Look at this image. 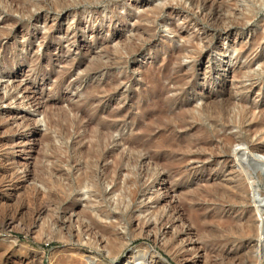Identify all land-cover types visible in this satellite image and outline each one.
I'll return each mask as SVG.
<instances>
[{
    "label": "rangeland",
    "instance_id": "374dc122",
    "mask_svg": "<svg viewBox=\"0 0 264 264\" xmlns=\"http://www.w3.org/2000/svg\"><path fill=\"white\" fill-rule=\"evenodd\" d=\"M251 147L264 0H0V264H264Z\"/></svg>",
    "mask_w": 264,
    "mask_h": 264
},
{
    "label": "bare ground",
    "instance_id": "6f19581e",
    "mask_svg": "<svg viewBox=\"0 0 264 264\" xmlns=\"http://www.w3.org/2000/svg\"><path fill=\"white\" fill-rule=\"evenodd\" d=\"M258 151V149L256 148V147H251V149H248L247 150V152L249 153V154H251L252 155V158H253V156L255 155L254 154V152H257ZM254 157H256L255 159H257V161L258 162H256V161H254V162H256V163H258L259 164V170H258V172H255V171H252L251 169V167H250V165L249 164H246V165H242L241 164V166L240 167H238V169H239V171L247 178V179H249L252 175H254V177L256 178V179H259L260 177H261V175L263 174V170H264V160L263 159H260L259 158V156H254ZM263 157V156H262ZM250 160H253V159H250ZM260 161V162H259ZM260 180V179H259ZM18 185H20V184H18ZM19 187V186H18ZM18 187L16 188V189H18ZM14 188V187H13ZM14 191V190H13ZM18 191V190H17ZM250 191H251V196H250V194L249 193H246V195H247V197L248 198H250L251 199V201L252 202H254V198L256 197V191L254 190V189H250ZM15 193V192H14ZM17 193V192H16ZM10 194V193H9ZM7 195V194H6ZM13 195V194H12ZM9 196V195H8ZM7 196V197H8ZM1 203V202H0ZM244 203V202H243ZM256 209H258L257 207H255ZM253 229V228H252ZM260 235H259V240H258V243H259V246H261L262 244H264V227H262V228H260ZM50 234V233H49ZM254 235V234H253ZM51 239H52V237H51ZM264 246V245H263ZM258 251V250H257ZM156 254V253H155ZM144 257H141V258H137V259H135L134 260V264H140V263H142L141 261H144Z\"/></svg>",
    "mask_w": 264,
    "mask_h": 264
}]
</instances>
